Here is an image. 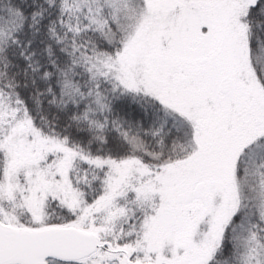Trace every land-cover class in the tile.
<instances>
[{"label": "snow or ice", "instance_id": "obj_1", "mask_svg": "<svg viewBox=\"0 0 264 264\" xmlns=\"http://www.w3.org/2000/svg\"><path fill=\"white\" fill-rule=\"evenodd\" d=\"M0 264H264V0H0Z\"/></svg>", "mask_w": 264, "mask_h": 264}]
</instances>
